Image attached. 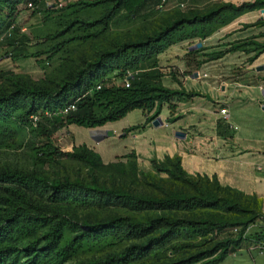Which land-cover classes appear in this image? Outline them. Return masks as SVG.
I'll list each match as a JSON object with an SVG mask.
<instances>
[{
	"label": "trees",
	"instance_id": "16d2710c",
	"mask_svg": "<svg viewBox=\"0 0 264 264\" xmlns=\"http://www.w3.org/2000/svg\"><path fill=\"white\" fill-rule=\"evenodd\" d=\"M151 1L159 3L161 0H114L107 14L120 9L134 16L137 10ZM101 3L102 1H80L77 5H80V10H84ZM42 5H45V0H0V18L5 16V32L13 25V17L20 6L39 12ZM258 8H264V1L215 5L203 13L194 10L197 13L193 15L178 16L158 35L148 36L136 44L123 45L105 55L106 60L113 62V65L101 73L98 72L99 67L91 69L87 73L88 80L73 94L72 90L67 88L59 89L51 97L42 96L44 91L38 89L15 90L1 94L0 146L21 137V143L17 145L19 149L23 147L29 133L34 138V158L41 164H52L67 157L90 164L96 161L98 166L103 167L99 155L94 151L81 147L71 153H63L51 144V137L57 130L71 125L82 128L102 127L107 123L119 121L134 110H141L148 116V121H153L158 117L161 105L171 104L173 99L180 95L162 86L157 46L205 40L240 15ZM109 18L110 15H105L95 23H107ZM254 25L263 26L264 21H257ZM248 42L244 41V48L231 45L227 51L216 53L215 58L218 59L228 52L242 51L254 52L250 59L254 60L264 53V44ZM201 48L195 51H200ZM116 70L118 71L115 76L121 78L122 84L106 83L102 77ZM128 75L131 77L127 80L126 87L124 80ZM97 86L100 88L97 89ZM70 104L75 105V110L61 115L60 111ZM97 108L100 113L96 112ZM154 110L156 112L151 114ZM45 112L50 116H45ZM34 116L39 117L35 124L31 120ZM130 130L133 129H125L122 137ZM162 162L152 163L167 176L178 181L186 180L179 157H165ZM211 178L213 190L230 192L233 195L242 194L220 185L215 177ZM211 191H205L202 195H171L161 199H143L69 182L47 183L33 174L0 170V264H132L144 261L166 247L175 255L172 258L166 257V261L159 264H195L212 256L215 257L209 264H219L225 257L240 249L244 232L252 220L241 221L231 217L222 219L221 216L207 213L205 219L198 221L160 216L150 219L147 223H134L128 218L117 217L104 224L89 225L77 224L55 214L47 215L36 203L37 199L42 201L46 197L51 203L79 208L119 205L134 211L197 213L216 211L223 206L229 214L241 211L237 203L213 195ZM254 217L262 221L264 228V217L259 214ZM237 228L238 232L223 239L219 238L224 231ZM208 234H211V238L203 244L215 241L211 247L201 249L202 244L191 242L197 235ZM249 240L255 245L264 244V230L255 233L253 239ZM131 241L143 243L88 262L73 263L84 253L103 250L106 246L118 249L122 244Z\"/></svg>",
	"mask_w": 264,
	"mask_h": 264
},
{
	"label": "rangeland",
	"instance_id": "374dc122",
	"mask_svg": "<svg viewBox=\"0 0 264 264\" xmlns=\"http://www.w3.org/2000/svg\"><path fill=\"white\" fill-rule=\"evenodd\" d=\"M80 1H102V3L80 10V5H77ZM113 1L45 0V5H42L39 12L20 6L13 17V25L7 32H5L4 26L6 24L5 16L2 15L0 18V95L15 90L38 89L44 91L42 96L51 97L61 88L71 89L73 94L88 80L87 73L91 69L99 67L98 72L101 73L113 65V62L106 60L105 55L123 45L136 44L148 36L158 35L178 16H190L197 13L190 9L192 7L191 0H166L163 4L161 1L159 3L151 1L137 10L134 16H130L129 13L120 9L112 14H107L111 4L114 3ZM178 3H183L184 8L178 9L176 7ZM208 9L197 11L203 13ZM105 15H110L107 23H95ZM8 33H10L9 36ZM224 33L220 32V36H216L212 40L207 39L205 46L200 51L194 50L183 55L182 58L185 61L180 66L193 68L198 64L207 63L214 53L227 51L229 49L227 46L230 44L232 47L244 48L246 39L241 38V35L230 37L231 35L223 36ZM234 38L235 40H232ZM259 38L264 41V25ZM189 42L177 43L175 52L185 50L183 43L186 45ZM248 43H252V41ZM170 47L172 46L163 44L157 46L158 66L162 76L166 69H172L171 74L178 71L176 66H168L166 54ZM213 48L215 50L210 53L203 52ZM174 56L177 57V62H182L181 59H178L180 54ZM229 60L234 67V74L240 76L246 61L243 55L236 53ZM117 71L106 74L102 78L108 84L121 85V78L115 76ZM174 76L167 80H176ZM226 78L227 76H222V79ZM162 79L164 80L163 77ZM172 106H174L172 103L163 104L159 107L158 113L160 114L162 108L171 110ZM96 112L100 113V109L97 108ZM154 112L156 110L151 114ZM129 117L96 128H82L73 125L63 127L51 137V144L63 153H71L81 147L94 151L99 155L103 167L98 166L96 161L90 164L83 160L67 157L52 164H41L34 158L33 151L35 150L32 146L34 138L28 133L23 147L19 149H17V145L21 143V137L15 138L14 142L8 141L7 144L0 146V170L33 174L43 178L47 183L69 182L86 188L112 190L143 199H161L171 195H202L205 191L212 190L213 195L237 203L241 211L229 214L223 206L216 211L206 210L197 213L134 211L119 205L79 208L62 203H51L46 197L42 201L37 199L36 203L47 215L55 214L77 224L87 223L89 225L104 224L117 217L128 218L134 223H147L150 219L160 216L198 221L205 219L207 213L221 216L222 219L231 217V219L241 221L252 220L244 232V240L240 249L225 257L219 264H264V249L256 248L255 243L249 240L253 239L255 233H261L264 230L262 221L254 217L255 214L264 217L263 198L215 191L211 184L212 178L190 174L183 169L182 165L186 180L178 181L155 168L153 163L140 165L133 154L119 155L126 142L124 138L118 139L117 136L109 135L108 132L127 127L130 122ZM231 233L234 232L224 231L219 238L223 239ZM210 238L211 234L197 235L191 242L202 244L203 248L201 249H204V247H211L215 242L211 241V244L204 245L203 242ZM137 243L143 242L131 241L122 244L118 249L106 246L103 250H92V252L80 255L73 263L88 262L108 253H118ZM174 255L175 253L166 247L153 253L144 261L132 264H159L165 262L166 257L172 258ZM214 257L195 264H209Z\"/></svg>",
	"mask_w": 264,
	"mask_h": 264
},
{
	"label": "crops",
	"instance_id": "0c3cea01",
	"mask_svg": "<svg viewBox=\"0 0 264 264\" xmlns=\"http://www.w3.org/2000/svg\"><path fill=\"white\" fill-rule=\"evenodd\" d=\"M254 1L191 0L190 9L197 11ZM257 21H264V8L240 15L207 39L225 32L223 36L241 35L246 41L264 44L259 38L263 26L254 25ZM207 39L183 43L185 50L180 52H175L178 44L168 50V66H176L178 71L171 74L172 69L164 70L161 83L165 89L180 95L171 102L174 104L171 110L162 108L158 115L161 124L153 125L141 110H134L124 117L130 116L127 127L113 130L112 136L124 138L126 142L119 155L133 154L140 165L179 157L188 173L215 177L222 186L244 195L262 197L264 204V53L254 60H250L254 52H228L218 59L214 53L207 63L182 68L180 65L185 61L182 56L191 52L189 46L201 43L204 47ZM236 53L246 60L240 76L234 74L229 60ZM175 54H180L178 59L182 62H177ZM172 76L176 80H167ZM224 107L228 109L227 122L235 130L220 121L219 109ZM131 128L122 137L123 131ZM177 133L184 136H176Z\"/></svg>",
	"mask_w": 264,
	"mask_h": 264
},
{
	"label": "built area",
	"instance_id": "2783aa9c",
	"mask_svg": "<svg viewBox=\"0 0 264 264\" xmlns=\"http://www.w3.org/2000/svg\"><path fill=\"white\" fill-rule=\"evenodd\" d=\"M166 0H161V4H163L164 2H165ZM28 7L29 8H32L31 7V5H28ZM176 7L177 8H179V9H181V8H184V4L183 3H178L177 5H176ZM12 27V26H11ZM10 35V33L8 34V36ZM198 44V43H197ZM197 44H193V45H190L189 46V50H196L198 47H197ZM131 76L130 75H128V77L124 80V82H125V86L126 87H128V84H127V80L130 78ZM206 77V75H203V78H205ZM97 89H99L100 88V86H97L96 87ZM264 92V91H263ZM75 110V105L74 104H70V105H68V106H66V107H64L61 111H60V114L61 115H66V114H68V113H70V112H72V111H74ZM219 114H220V121L221 122H223L225 125H227L231 130H235L236 128L235 127H233L231 124H228V122H227V119H228V109L227 108H220L219 109ZM44 115L45 116H50V114L49 113H47V112H45L44 113ZM38 118L39 117H37V116H34V117H32V123L33 124H35L36 122H38ZM157 118V117H156ZM155 118V119H156ZM154 119V120H155ZM153 120V121H154ZM153 121H151L152 122V124H153ZM258 170H261V168L260 167H258ZM233 232L234 233H236V232H238V229H234L233 230ZM257 247L256 248H258V249H264V244H258V245H256Z\"/></svg>",
	"mask_w": 264,
	"mask_h": 264
},
{
	"label": "water",
	"instance_id": "95a60500",
	"mask_svg": "<svg viewBox=\"0 0 264 264\" xmlns=\"http://www.w3.org/2000/svg\"><path fill=\"white\" fill-rule=\"evenodd\" d=\"M263 12V11H262ZM201 43H198L197 44V47L199 48V47H201ZM258 70H262V69H258ZM161 120H160V118L159 117H157L154 121H153V125H155V126H157V125H160L161 124ZM109 133V135H112V132H108ZM184 136L182 133H177L176 134V136Z\"/></svg>",
	"mask_w": 264,
	"mask_h": 264
}]
</instances>
